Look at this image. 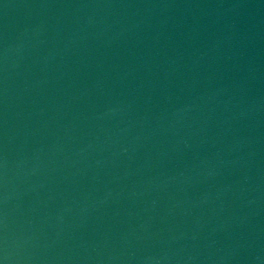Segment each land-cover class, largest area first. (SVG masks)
I'll return each instance as SVG.
<instances>
[{
    "label": "water",
    "instance_id": "95a60500",
    "mask_svg": "<svg viewBox=\"0 0 264 264\" xmlns=\"http://www.w3.org/2000/svg\"><path fill=\"white\" fill-rule=\"evenodd\" d=\"M0 264H103L27 0H0Z\"/></svg>",
    "mask_w": 264,
    "mask_h": 264
}]
</instances>
